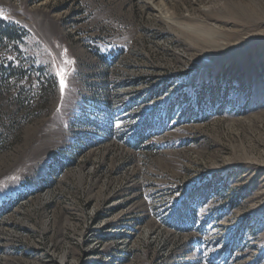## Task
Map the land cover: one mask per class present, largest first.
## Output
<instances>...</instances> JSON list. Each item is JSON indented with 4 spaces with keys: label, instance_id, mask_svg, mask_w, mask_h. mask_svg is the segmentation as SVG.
I'll return each mask as SVG.
<instances>
[{
    "label": "rangeland",
    "instance_id": "obj_1",
    "mask_svg": "<svg viewBox=\"0 0 264 264\" xmlns=\"http://www.w3.org/2000/svg\"><path fill=\"white\" fill-rule=\"evenodd\" d=\"M155 3L0 0V264H264V0Z\"/></svg>",
    "mask_w": 264,
    "mask_h": 264
},
{
    "label": "bare ground",
    "instance_id": "obj_2",
    "mask_svg": "<svg viewBox=\"0 0 264 264\" xmlns=\"http://www.w3.org/2000/svg\"><path fill=\"white\" fill-rule=\"evenodd\" d=\"M144 3H146L147 5L150 4L151 5V8L154 9V14L156 13V15L161 18L162 20H164L165 22H168L170 24H176L177 21L174 17H168L167 15L163 14L162 13V9L160 8V5L159 4H153L155 1H158V0H143ZM152 10V9H151ZM211 31L213 33H216L217 34V31H216V28L215 27H212L210 28ZM195 30H198V29H195ZM211 34V33H210Z\"/></svg>",
    "mask_w": 264,
    "mask_h": 264
},
{
    "label": "snow or ice",
    "instance_id": "obj_3",
    "mask_svg": "<svg viewBox=\"0 0 264 264\" xmlns=\"http://www.w3.org/2000/svg\"><path fill=\"white\" fill-rule=\"evenodd\" d=\"M65 54H66V50H65ZM65 62L70 63L71 61L66 60ZM56 74L60 78L61 91H63L67 87L66 80H65L67 72L65 70L61 69V70H58Z\"/></svg>",
    "mask_w": 264,
    "mask_h": 264
},
{
    "label": "trees",
    "instance_id": "obj_4",
    "mask_svg": "<svg viewBox=\"0 0 264 264\" xmlns=\"http://www.w3.org/2000/svg\"><path fill=\"white\" fill-rule=\"evenodd\" d=\"M14 32L13 31H10L9 29L8 30H1L0 29V37L2 38V39H6V38H8V39H12V38H14Z\"/></svg>",
    "mask_w": 264,
    "mask_h": 264
}]
</instances>
